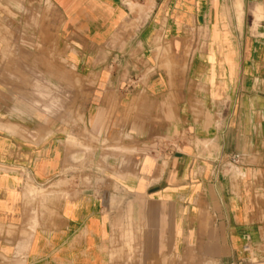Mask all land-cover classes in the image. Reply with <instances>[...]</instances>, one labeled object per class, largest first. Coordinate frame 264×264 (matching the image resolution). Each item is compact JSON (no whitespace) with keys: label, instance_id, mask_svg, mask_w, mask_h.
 <instances>
[{"label":"crops","instance_id":"0c3cea01","mask_svg":"<svg viewBox=\"0 0 264 264\" xmlns=\"http://www.w3.org/2000/svg\"><path fill=\"white\" fill-rule=\"evenodd\" d=\"M213 261L264 264V0H0V264Z\"/></svg>","mask_w":264,"mask_h":264},{"label":"built area","instance_id":"2783aa9c","mask_svg":"<svg viewBox=\"0 0 264 264\" xmlns=\"http://www.w3.org/2000/svg\"><path fill=\"white\" fill-rule=\"evenodd\" d=\"M239 159H240V155L239 154H234L232 156H230L227 160L221 162L215 169L216 173H224L227 169H230V164H238L239 163ZM92 174L90 170L84 171V172H79L76 174V176L72 177V178H68V182H72L73 187L75 189L78 190H86L89 189L90 187H93V179H92ZM67 185L70 184L68 183ZM94 188V187H93ZM208 264H242L241 261L235 262V261H231V262H224V261H213L211 263Z\"/></svg>","mask_w":264,"mask_h":264},{"label":"rangeland","instance_id":"374dc122","mask_svg":"<svg viewBox=\"0 0 264 264\" xmlns=\"http://www.w3.org/2000/svg\"><path fill=\"white\" fill-rule=\"evenodd\" d=\"M40 17L43 19V20H48L50 17H54V15L51 13V9H50V7H49V5L47 4L46 6H43V5H41V10H40ZM42 20V21H43ZM41 29H42V31H41V35L43 36V30L44 29H46V27H44V26H42L41 27ZM44 77V75L43 74H41V78H43ZM30 78V77H29ZM41 91H45V92H47L48 90H41ZM28 92V94H29V96H30V98H32V93L34 92V91H32V90H30V91H27ZM35 92H37V91H35ZM51 93H50V95H48V97L47 96H41L42 98H52V100H53V103H55V99H57V98H60L61 99V97H60V95H59V91H56V90H51L50 91ZM38 93V92H37ZM49 92H47V94H48ZM38 96H39V93H38ZM60 104H61V101L59 100L58 102H56V105L59 107L60 106ZM52 111V110H51ZM67 183H68V181L65 179V178H61L60 179V181H57L56 183H54L53 184V187L54 188H56L55 190L57 191V192H60V193H62V195H63V193L66 191V185H67ZM49 191H47V192H45V191H41V195H45L46 193H48Z\"/></svg>","mask_w":264,"mask_h":264},{"label":"bare ground","instance_id":"6f19581e","mask_svg":"<svg viewBox=\"0 0 264 264\" xmlns=\"http://www.w3.org/2000/svg\"><path fill=\"white\" fill-rule=\"evenodd\" d=\"M38 79H39V78H38ZM45 85H46V84H45ZM37 87H41V86H37ZM37 92H38L41 96H46L48 91L45 92V91H41V90H39V91H37ZM37 92H36V93H37ZM38 93H37V94H38Z\"/></svg>","mask_w":264,"mask_h":264}]
</instances>
